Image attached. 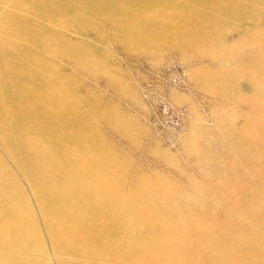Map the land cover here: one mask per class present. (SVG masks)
Masks as SVG:
<instances>
[{
	"label": "rangeland",
	"instance_id": "374dc122",
	"mask_svg": "<svg viewBox=\"0 0 264 264\" xmlns=\"http://www.w3.org/2000/svg\"><path fill=\"white\" fill-rule=\"evenodd\" d=\"M13 1L0 0V15L16 19L20 13L51 27L49 58L57 79L65 84L78 111L94 112L93 135L123 166L125 182L143 181L156 187L159 195L154 194L151 200L155 214L170 223L169 230H179V247L174 253L145 264H225L194 239L192 226H183L191 215L213 226V234L219 231L240 241L239 246L247 245L239 253L245 261L235 264H264L252 260L255 254L246 243L253 228L259 235L264 233V169L248 158L243 139L254 129L264 140V16L260 21L255 19L264 13V4L243 1L245 8L233 20L219 13L217 0H195L191 4L195 11L214 18V26L206 21L212 32L200 43L175 46L173 35L152 38L148 31L140 39L125 42L119 31L120 14L106 7L111 0H93V5L85 6L84 19L68 14L66 24L46 21L32 11L26 13L14 7ZM76 1L43 3L50 7ZM159 24L165 30L180 28L164 17ZM184 30L181 40L196 36L194 24ZM254 82L260 84L255 86ZM238 132L242 137L236 144L234 135ZM0 159L14 179L11 183L19 188V194L12 188L11 201L20 204L16 218L19 215L20 222L26 218L17 228H24L28 244V250L15 252L19 258L15 253L7 257L0 254V261L85 264L74 253L67 254L53 245L32 185L1 142ZM145 193L150 196L154 190ZM119 194L114 207L126 208L128 216L133 203L126 201L127 192ZM257 200H263L262 204ZM208 247L214 253L215 249Z\"/></svg>",
	"mask_w": 264,
	"mask_h": 264
},
{
	"label": "bare ground",
	"instance_id": "6f19581e",
	"mask_svg": "<svg viewBox=\"0 0 264 264\" xmlns=\"http://www.w3.org/2000/svg\"><path fill=\"white\" fill-rule=\"evenodd\" d=\"M114 1L109 6L106 3V7L120 14L122 20L118 24L119 31L125 42L140 39L148 31L152 38L173 35V45L191 46L195 42L200 43L206 34L212 32L206 21L214 26L211 21L213 17H207L192 8L191 4L195 0ZM243 1L245 3V0H217L219 13L233 20L238 19V13L245 8ZM248 1L256 5L264 4V0ZM12 3L26 13L32 11L42 15L46 21L66 24L65 17L68 14L84 19L85 6L93 5V0H77L63 5L53 3L55 5L50 7L43 0H14ZM99 3L101 5L102 2ZM94 4L99 5L97 2ZM19 15L16 19H12L9 14L0 15V142L32 185L51 242L58 250L79 256V261L85 264H145L148 261L157 262L174 253V249L179 247V230H169L170 223L155 214L151 200L154 194L159 195L157 188L143 181L134 184L125 182L126 171L123 166L93 135L94 112L78 111L76 101L69 96L70 93L67 94L65 84L57 79L49 58L53 46L51 27L40 25V21L36 22L33 17ZM263 16L262 11L255 19L260 21ZM161 17L170 25L179 24L180 28L163 29L159 24ZM193 24L196 36L181 40L186 33L184 29ZM236 77H233V82ZM257 88H261V85ZM234 136L235 143L241 139L240 132ZM244 138L247 142L246 155L254 166L263 170V138L254 129ZM11 181L14 179L9 177V170L0 159V254L5 255L2 257L19 250H28L24 228L22 231L17 228L22 222L18 220L19 215L16 218L20 204L14 205L11 201L12 188L15 192L19 188L15 182L13 186ZM142 188H145L144 192ZM135 190H141V193L133 196ZM152 190L154 193L150 196L145 193ZM161 190L163 195L165 188ZM17 192L19 194V190ZM120 192H127L126 201L133 203L132 209L126 210L131 213L128 216L125 215L126 208L114 207ZM258 197L262 198L261 195ZM262 201L260 203L257 200L258 204H262ZM200 220L191 215L183 226L195 229L194 239L204 244L209 255L217 254L220 262L225 264L245 261L239 253L242 248L246 250V244L241 247L240 241L219 234V231L213 234V226ZM254 225L257 226L256 223ZM15 231V235L11 233ZM253 231L250 230L246 242L249 252L253 250L255 254L253 261H264V233L259 235ZM182 232L180 234L183 236ZM208 246L215 249L214 253L208 251ZM17 255H14L15 258ZM14 256L13 262L16 261ZM0 264L3 262L0 261Z\"/></svg>",
	"mask_w": 264,
	"mask_h": 264
}]
</instances>
